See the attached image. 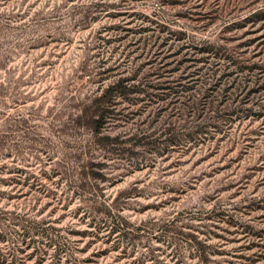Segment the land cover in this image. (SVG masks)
<instances>
[{"label": "rangeland", "instance_id": "rangeland-1", "mask_svg": "<svg viewBox=\"0 0 264 264\" xmlns=\"http://www.w3.org/2000/svg\"><path fill=\"white\" fill-rule=\"evenodd\" d=\"M0 264H264V0H0Z\"/></svg>", "mask_w": 264, "mask_h": 264}, {"label": "trees", "instance_id": "trees-1", "mask_svg": "<svg viewBox=\"0 0 264 264\" xmlns=\"http://www.w3.org/2000/svg\"><path fill=\"white\" fill-rule=\"evenodd\" d=\"M121 80L119 79L117 80L114 84L110 85L109 87H107L104 92L100 95V99L99 101H103V100H109V93L111 92L112 89L116 88L117 86L121 85ZM124 87V85H122ZM98 108H102L104 110V107L100 105V102L95 104V105H91L90 107L88 106L87 109H83L81 111V113L78 115V117L80 119L83 118L84 122L86 124H89V126L94 130V131H98L103 123L102 117L103 114L101 112L98 111ZM81 174L85 175L88 178H95L97 177L100 173L99 171H96L92 168L89 169V171H86L84 168L81 169ZM117 214V213H116ZM113 218V216H112ZM26 225L24 226V228L26 229L27 232H34L36 229L34 228V225L31 224V222L26 219ZM113 223H112V229L114 228H119L123 230V234L126 235L127 231H126V227L127 225H125L126 220L120 215L117 214L115 215V217L113 218ZM28 222V223H27ZM24 235V233H23ZM189 236V238L193 239V241L198 244V246L200 245V241L196 238V234L194 233H188L187 234ZM54 238L49 237L47 238V240L45 241L44 246H49L54 244ZM197 246V245H196ZM65 250V249H63ZM60 246L56 248V252L58 253L59 251H63Z\"/></svg>", "mask_w": 264, "mask_h": 264}]
</instances>
